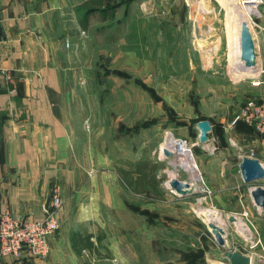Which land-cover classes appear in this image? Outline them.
<instances>
[{"label": "rangeland", "instance_id": "obj_1", "mask_svg": "<svg viewBox=\"0 0 264 264\" xmlns=\"http://www.w3.org/2000/svg\"><path fill=\"white\" fill-rule=\"evenodd\" d=\"M232 2L237 3L236 6L228 4L227 0H114L108 3L111 8L116 7L109 20L104 23L97 15L91 18L92 28L88 34L99 49L97 66H93L96 79L92 91L82 97L84 126L78 135L82 177L74 191L56 192L61 200L58 230L75 224L87 230L97 216L101 220L106 217L107 202L113 198L136 215L125 222L128 231L139 226L137 215H143L144 210H140L138 203L141 206L147 203V209L151 207L157 211V219L160 217L156 225L153 224V231L159 237L155 243L161 249L159 258L163 264L168 260L171 264H181L175 260L177 257H169L164 247L185 249L194 244L191 248L194 252L182 253L183 260L188 256L189 264L191 258L194 264H228L219 259L220 252L248 251L237 231V223H229L226 213L217 210L221 216L216 224L225 231L224 248L217 246L199 218L200 212L216 210L213 185H208L202 169L199 167L212 194L205 197L197 187L192 195L179 197L170 189L168 181L176 178L192 183L191 179L183 169L172 165L175 155L166 158L160 152L167 137H182L198 143L196 124L208 120L214 129L223 133L221 146L226 143L230 168L226 172L227 179L239 175L237 168L243 158L256 154L252 146L237 138L241 131L238 128L249 126L244 122L230 126L237 109L240 111L248 100L260 97L264 92V85L254 87L252 84L260 82L262 76L236 79L231 74L227 31L234 36L235 23L230 9L233 7L237 15L243 13L241 0ZM234 49L231 51L233 56ZM88 60L94 64V55ZM255 70L259 73L257 58ZM81 86L86 88V81ZM90 104L95 105V111L91 112ZM91 113L95 115L97 125L93 130ZM90 152L93 156L97 152L98 159L92 158ZM210 153H213L212 149ZM232 153L235 164L230 161ZM139 159L163 164L158 171L159 177H165L161 184V199L135 196L119 188H112L108 197L106 189L98 191L92 186L94 178L101 180V172L115 174L116 166L125 167L128 162ZM196 162L199 164L197 157ZM108 183L115 185L117 181ZM255 186L264 188V180L253 185L243 184L240 188L245 194L248 188ZM147 217L151 220L153 216L147 213ZM191 229L195 236L183 235ZM110 232L116 231L110 228ZM185 237L189 238L187 244ZM99 251V254H106L102 249ZM91 258L88 263L96 264L99 256L94 253V261ZM205 259L209 262H204Z\"/></svg>", "mask_w": 264, "mask_h": 264}, {"label": "crops", "instance_id": "obj_2", "mask_svg": "<svg viewBox=\"0 0 264 264\" xmlns=\"http://www.w3.org/2000/svg\"><path fill=\"white\" fill-rule=\"evenodd\" d=\"M84 1L0 0V213L24 220L41 219L45 214L47 194L51 199L54 192H72L80 185L82 155L78 135L84 126L82 97L92 91L96 79V68L93 70V66H97L99 49L88 34L92 25L89 23L86 31L79 26V20L85 14L80 7ZM103 1L104 9H109L108 3L114 0ZM261 13L259 23L264 26V7ZM253 39L259 67L256 78L262 76L259 81L263 85L264 47L255 31ZM93 55L94 64L88 60ZM83 81L87 83L86 88L81 86ZM263 96L264 92L250 100L260 101ZM90 110L95 111V105L90 104ZM91 117L93 130L97 125L93 113ZM221 127H224L223 124ZM245 127L238 128L241 131L237 138L252 146L264 165V136ZM222 134V131L213 128L208 142L195 147V157L206 174L208 185H213L216 211L226 213V218L236 217L241 230V222H246L241 217L242 209H245L264 246V211L255 208L248 191L242 193L240 186L244 183L240 173L226 178L230 168L226 143L221 146ZM92 141H95L93 137ZM211 149L213 153H210ZM229 157L233 164V153ZM92 158L98 159V153ZM110 173L101 172L102 181L98 174L95 175L97 178L92 180V186L98 191L106 189L108 197L112 188L130 193L120 184L116 171L115 174ZM95 180L96 184H93ZM113 180L117 181L115 185L108 183ZM152 204L151 201L150 206L153 207ZM138 206L144 210V216L137 215L139 226L135 230H126L125 222L129 217L136 218V215L128 211L124 203L112 198L107 202L106 217L101 220L97 216L87 230L79 224L57 230L48 240L50 250L44 260L24 252L17 259L0 258V264L88 263L87 257L78 256L74 251L70 240L72 232L91 235L90 241L94 245L97 244L96 237L104 235L101 244L107 253L98 254L96 264H163L159 258L161 249L155 243L159 237L153 231V224L156 225L160 216L157 219V211L151 207L147 209V203L142 206L138 203ZM60 212L59 209L58 220ZM147 213L153 216L151 220ZM210 221L218 223L219 220L210 218ZM110 228L116 232H110ZM183 235L195 236L194 230ZM184 239L187 244L189 238ZM191 246L187 245L185 249L164 248L169 257H177L175 260L179 263L189 264L188 256L183 260L182 253L194 252L191 249L194 244ZM192 259L190 262L194 264ZM171 262L166 261L167 264Z\"/></svg>", "mask_w": 264, "mask_h": 264}, {"label": "built area", "instance_id": "obj_3", "mask_svg": "<svg viewBox=\"0 0 264 264\" xmlns=\"http://www.w3.org/2000/svg\"><path fill=\"white\" fill-rule=\"evenodd\" d=\"M241 4L243 7L246 4L254 6L246 24L252 34V38L255 31L260 37V44L264 47V26L259 23L260 19H262L260 7H264V0H241ZM82 34L84 33L82 32ZM261 74H264V69H262ZM252 84L253 86H258L260 82L256 81ZM238 122H244L257 134L264 136V96L260 101L248 100L238 114L233 117L230 126H234ZM170 139V146L168 148L160 147V152L162 153V149L166 148L177 157L176 147H178L181 149L180 154L183 155L182 157L189 156L196 166L198 175V179L196 181L191 180L192 183H189V185L192 186L191 184H193V192L199 187L200 192L205 197H209L212 191L204 182L194 154V148L198 143H191L188 139L182 137L172 136ZM253 156L254 154L250 158ZM262 167L264 168V165ZM254 189L255 187L248 188V194L250 195ZM60 206L61 200L57 193L54 192L50 199L49 210L45 211L44 217L41 219L24 220L13 217L8 213H0V258L12 257L17 259L24 252L39 260H44L48 257L50 250L48 240L59 229L57 213ZM241 217L246 219L243 224L249 232L247 235L241 234L248 250L245 254L250 257L251 264H264L263 243L250 222L248 212L245 209H242ZM82 255L87 258L92 257L91 261H94L93 254L88 251H82Z\"/></svg>", "mask_w": 264, "mask_h": 264}, {"label": "water", "instance_id": "obj_4", "mask_svg": "<svg viewBox=\"0 0 264 264\" xmlns=\"http://www.w3.org/2000/svg\"><path fill=\"white\" fill-rule=\"evenodd\" d=\"M239 59L244 64L246 69H255L256 67V53L252 34L245 22L241 23L239 33ZM198 130V143L206 144L208 142V135L212 130V126L208 120L199 121L196 124ZM1 144V141H0ZM162 154L166 158H172L174 155L166 148L162 149ZM241 179L245 185H253L259 181L264 180V168L260 163V155L254 154L252 158H243L238 166ZM168 186L179 197H187L193 194V187L189 183L180 181L176 178H171L168 181ZM252 202L260 211H264V188L255 186V189L250 194ZM50 194H47L44 210H49ZM203 222L208 220L207 214H202L199 217ZM229 223L235 224L238 219L234 216L227 217ZM205 223V222H204ZM209 233L212 235L216 244L220 248L225 246V231L219 225L208 222L205 223ZM219 259L226 260L228 264H251V259L248 255L239 249L233 251L224 250L219 253Z\"/></svg>", "mask_w": 264, "mask_h": 264}, {"label": "trees", "instance_id": "obj_5", "mask_svg": "<svg viewBox=\"0 0 264 264\" xmlns=\"http://www.w3.org/2000/svg\"><path fill=\"white\" fill-rule=\"evenodd\" d=\"M80 7L85 11L84 16L79 20V26L84 31L88 29L92 17L97 15L102 22L107 21L112 17L116 8L104 9L103 0H86ZM237 125H239V123H237ZM162 167L163 164L160 162L151 161L149 159H139L133 163L128 162L125 167L116 166L115 171L118 175L120 184L131 194L158 200L162 198L161 184L165 178L164 176H158V171L161 170ZM142 213L144 214V212ZM91 238V235L82 236L76 232L70 234L72 246L78 256L82 255V251L84 250L89 251V253L97 254H99L100 249L105 252L107 251L105 246L101 244L104 235H98L96 237V245L90 241Z\"/></svg>", "mask_w": 264, "mask_h": 264}, {"label": "bare ground", "instance_id": "obj_6", "mask_svg": "<svg viewBox=\"0 0 264 264\" xmlns=\"http://www.w3.org/2000/svg\"><path fill=\"white\" fill-rule=\"evenodd\" d=\"M227 1H228V4L233 3L232 2L233 0L232 1L227 0ZM236 4L237 3H233V5H235V6H236ZM237 7H239V6H237ZM239 8H241V7H239ZM253 8H254V6L252 4H246L242 8L243 13L241 15L240 14L237 15L238 13L236 14L234 12L233 7L230 9V15L232 17L233 24L235 23V29L233 28L235 35L233 36L230 34L229 30L227 31L228 35H229L228 36L229 40H227L228 41V47H229L228 63H229L230 69H231V74L236 79L237 78H243V77H254L255 78L257 76L255 69H246L244 67V64L240 61V59H239L240 51H239V46H238L239 45V33H240L241 23L247 22L248 16L251 13V11H253ZM231 26H232V24H230V27H229L230 31H232ZM233 47L236 48V49H234V51L236 50V52L234 53V56H233V53L231 52V51H233ZM170 143H171V139H170V137H167L165 142L162 144V147L168 148L170 146ZM176 148H177L176 149L177 157L175 158L176 159L175 164L173 162L172 165H174V167H178V168L183 169L189 175V177L192 181H196L198 179V175H197V170H196L195 164L193 163V161L191 160V158L189 156L182 157L183 155L180 154L181 149L178 147H176ZM191 185L193 186V184H191ZM215 212L216 213H213V212H210V210H208L206 212H200L198 214V216L200 217V215H202V214H207L208 220L204 221V222L205 223H208V222L214 223L213 221H210V217H211V219L215 220L221 216L216 210H215ZM242 225H243V227L240 228L241 230H239L238 226H237V231L239 234L247 235L249 232L246 229L243 222H242ZM220 264H222V263H220Z\"/></svg>", "mask_w": 264, "mask_h": 264}]
</instances>
